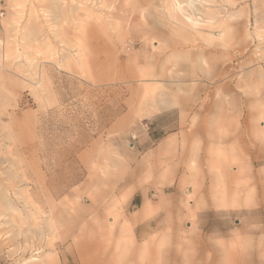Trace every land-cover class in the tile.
Instances as JSON below:
<instances>
[{
	"label": "rangeland",
	"instance_id": "rangeland-1",
	"mask_svg": "<svg viewBox=\"0 0 264 264\" xmlns=\"http://www.w3.org/2000/svg\"><path fill=\"white\" fill-rule=\"evenodd\" d=\"M178 1L0 0V264H264V0Z\"/></svg>",
	"mask_w": 264,
	"mask_h": 264
},
{
	"label": "bare ground",
	"instance_id": "bare-ground-1",
	"mask_svg": "<svg viewBox=\"0 0 264 264\" xmlns=\"http://www.w3.org/2000/svg\"><path fill=\"white\" fill-rule=\"evenodd\" d=\"M193 2H194V0H181V1H178L176 4H174V6H175V8L176 9H178V10H184V9H181L182 8V4L184 3V4H186L187 6H193L194 4H193ZM185 6V5H184ZM190 15V14H189ZM192 16V15H191ZM168 106H170V104L168 103V102H160L159 104H158V107L159 108H166V107H168ZM205 138V137H204ZM206 139V138H205ZM204 140V139H203ZM229 186V185H228ZM227 186V187H228ZM4 196V195H3ZM6 199H7V196H4ZM32 258V257H31Z\"/></svg>",
	"mask_w": 264,
	"mask_h": 264
}]
</instances>
